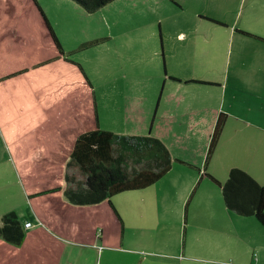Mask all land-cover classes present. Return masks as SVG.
<instances>
[{"label": "crops", "instance_id": "crops-1", "mask_svg": "<svg viewBox=\"0 0 264 264\" xmlns=\"http://www.w3.org/2000/svg\"><path fill=\"white\" fill-rule=\"evenodd\" d=\"M32 1L0 0V218L15 212L25 234L18 246L0 238V264H231L223 255L230 239L225 245L206 232L198 243L204 204L190 208L189 190L175 199L111 197L88 206L65 199V164L77 136L124 132L102 126L96 93L92 104L87 71L100 59L84 66V58L71 57L78 38L62 21L67 9H83L70 0H55L53 10ZM174 2L172 22L160 25L159 116L209 137L222 114L217 148L237 152L243 160L236 166L264 185V0ZM133 133L124 135H145ZM218 218L219 230L238 232L242 260L234 264H261L262 225L223 205Z\"/></svg>", "mask_w": 264, "mask_h": 264}, {"label": "rangeland", "instance_id": "rangeland-1", "mask_svg": "<svg viewBox=\"0 0 264 264\" xmlns=\"http://www.w3.org/2000/svg\"><path fill=\"white\" fill-rule=\"evenodd\" d=\"M38 2L44 8L53 10L55 0ZM174 3V0H113L94 13L81 10L83 14L71 8L67 9L62 25H69L73 37L76 35L78 38L72 45L75 52L71 57L74 58L75 55V60L77 55L84 58V66L100 59L94 73L91 74L89 70L87 72L92 83V104L96 93L102 126L122 130L123 134L157 133L168 149L179 159L186 160L185 162L193 166H185L175 161L171 169L152 185L143 189L123 191L112 197L175 199L184 189L186 192L189 190L187 200L191 196L190 208L193 207V202L195 205L197 201L204 204V210L199 212L200 218L196 219L200 220L197 235L204 239L198 243H205L206 232L217 235L221 241L226 240L225 245L228 244L226 238L230 239V248L224 250L223 255L228 263L234 264L242 260V254L238 252L242 244L234 227L228 232L219 230L223 227V223L217 224L218 219L223 222V218H218L220 208L221 205L225 209L226 207L219 185L206 174L223 183L232 167L242 169L241 165H236L237 162L242 164L243 159L237 152L230 151L228 156L217 148L219 141L210 157L205 159L206 148L201 159L202 148L205 144L208 147L210 135L203 136L196 126L189 127L185 122L179 126L173 125L161 118L157 111L162 82L160 75L164 64L159 40L160 29L161 26L172 22L175 15ZM153 49L156 51L155 56L151 55ZM145 53L144 57L141 56ZM155 78L154 92L151 93ZM205 214L215 215L216 218L208 221ZM252 227L254 233L257 228L253 225ZM262 227L264 229V226ZM244 231L248 232V227ZM257 234L258 232L256 236ZM245 260H248V255ZM261 264H264V259Z\"/></svg>", "mask_w": 264, "mask_h": 264}, {"label": "trees", "instance_id": "trees-1", "mask_svg": "<svg viewBox=\"0 0 264 264\" xmlns=\"http://www.w3.org/2000/svg\"><path fill=\"white\" fill-rule=\"evenodd\" d=\"M72 1L86 13H94L113 0ZM54 40L59 52L63 53L58 41ZM77 66L81 69L79 64ZM223 124L224 117L220 114L210 135L206 160L216 147ZM174 161L193 167L179 158L173 160L166 144L151 134L122 135L100 128L88 130L77 136L65 164L63 195L76 206L109 201L113 195L123 191L152 185L171 169ZM206 175L219 185L227 210L239 216H251L264 226V185L235 167L228 171L223 183L212 175ZM24 235L15 212L1 216L0 238L18 246L23 242Z\"/></svg>", "mask_w": 264, "mask_h": 264}, {"label": "built area", "instance_id": "built-area-1", "mask_svg": "<svg viewBox=\"0 0 264 264\" xmlns=\"http://www.w3.org/2000/svg\"><path fill=\"white\" fill-rule=\"evenodd\" d=\"M29 225H30V223H26V224H25V227H27V226H29Z\"/></svg>", "mask_w": 264, "mask_h": 264}]
</instances>
